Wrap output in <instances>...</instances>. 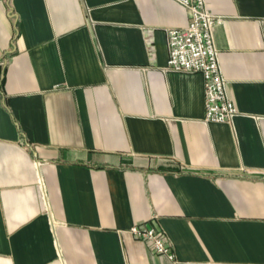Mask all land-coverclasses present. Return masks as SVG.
<instances>
[{
  "label": "crops",
  "instance_id": "0c3cea01",
  "mask_svg": "<svg viewBox=\"0 0 264 264\" xmlns=\"http://www.w3.org/2000/svg\"><path fill=\"white\" fill-rule=\"evenodd\" d=\"M238 111L166 71L173 0H0V264H264V0H205Z\"/></svg>",
  "mask_w": 264,
  "mask_h": 264
},
{
  "label": "built area",
  "instance_id": "2783aa9c",
  "mask_svg": "<svg viewBox=\"0 0 264 264\" xmlns=\"http://www.w3.org/2000/svg\"><path fill=\"white\" fill-rule=\"evenodd\" d=\"M173 1L188 10L189 22L184 28L168 30L165 70L201 74L204 122L232 125L238 111L229 97L214 40V28L221 18L207 10L205 0ZM129 232L137 239L148 241L155 254L165 256L172 264H179L163 231L142 224L132 226Z\"/></svg>",
  "mask_w": 264,
  "mask_h": 264
}]
</instances>
